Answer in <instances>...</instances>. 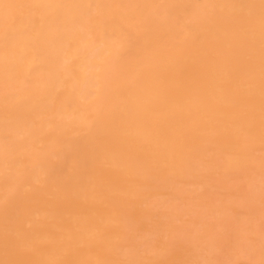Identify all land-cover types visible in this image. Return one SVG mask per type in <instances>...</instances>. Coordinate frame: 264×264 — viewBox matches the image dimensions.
<instances>
[{"label":"bare ground","instance_id":"1","mask_svg":"<svg viewBox=\"0 0 264 264\" xmlns=\"http://www.w3.org/2000/svg\"><path fill=\"white\" fill-rule=\"evenodd\" d=\"M0 264H264V0H0Z\"/></svg>","mask_w":264,"mask_h":264}]
</instances>
